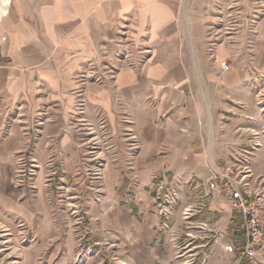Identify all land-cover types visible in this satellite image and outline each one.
Segmentation results:
<instances>
[{
    "label": "crops",
    "instance_id": "1",
    "mask_svg": "<svg viewBox=\"0 0 264 264\" xmlns=\"http://www.w3.org/2000/svg\"><path fill=\"white\" fill-rule=\"evenodd\" d=\"M263 135L264 0H0V230L20 221L42 236L23 264L75 256L70 230L66 239L52 219L50 158L66 175L101 164L100 194H85L96 249L117 264H182L181 211L209 165ZM20 154L37 164L31 189L16 179ZM250 166L264 176V140ZM159 183L175 193L165 219ZM232 217L216 192L195 213L209 235L188 249L196 264H232L236 252L213 238L241 239Z\"/></svg>",
    "mask_w": 264,
    "mask_h": 264
},
{
    "label": "built area",
    "instance_id": "2",
    "mask_svg": "<svg viewBox=\"0 0 264 264\" xmlns=\"http://www.w3.org/2000/svg\"><path fill=\"white\" fill-rule=\"evenodd\" d=\"M227 68L226 62L220 64L221 71ZM82 105L83 102L79 101L77 105L79 111L82 110ZM263 140L264 135L262 139L254 138L249 149H244L240 158L231 163L209 165V180L206 184L196 186L197 190L192 203L181 211L182 232L180 231L174 238V242L178 249L177 256L183 259L182 264H196L197 253H188V249L192 247L203 249L204 243L194 241L209 238V235H203V232L208 231L207 224L194 221L193 216L204 208L205 201L214 192L228 201L233 211L234 231L241 236L237 243H230L226 236L215 234L214 241L222 246L225 252H236L232 264H264V259H259L264 251V176L254 174L250 166V156L253 151L262 146ZM91 159L96 160L95 156H91ZM36 169L37 164L28 156L24 154L17 156L15 171L19 183L32 185ZM49 170H52L53 175L56 173V168L51 162H49ZM88 171L91 182L98 183L99 187L96 191H100L102 189L101 164L93 165ZM164 190L163 183L156 185V209L158 215L165 219L171 213L175 193L164 192Z\"/></svg>",
    "mask_w": 264,
    "mask_h": 264
},
{
    "label": "rangeland",
    "instance_id": "3",
    "mask_svg": "<svg viewBox=\"0 0 264 264\" xmlns=\"http://www.w3.org/2000/svg\"><path fill=\"white\" fill-rule=\"evenodd\" d=\"M50 160L51 158L46 162V168H49ZM81 173L82 178H79ZM81 173L66 175L56 169L53 175L52 170H46L48 200L53 206L54 213L52 219L54 224H59L60 230L66 231V239L67 232L70 230L71 240L76 248L74 258L67 264H117L105 251L100 252L98 245H93L89 238L85 194L88 187L95 190L97 194H100V191H96L99 187L98 183L91 182L88 169ZM31 186L34 185H27L28 189ZM15 227L12 230H0V264H23L25 259L26 261L31 259L32 246L42 243V236L36 235L31 229H26L23 222H16ZM25 250L30 251L27 257ZM34 250L33 255L36 260L43 262L47 259L52 262L56 258V256L53 257L52 250L45 249L41 250L42 252Z\"/></svg>",
    "mask_w": 264,
    "mask_h": 264
}]
</instances>
